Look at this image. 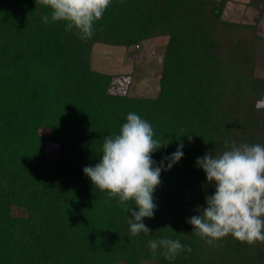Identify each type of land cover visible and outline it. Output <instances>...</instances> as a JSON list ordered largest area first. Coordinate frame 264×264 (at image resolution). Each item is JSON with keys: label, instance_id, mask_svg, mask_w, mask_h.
<instances>
[{"label": "trees", "instance_id": "trees-1", "mask_svg": "<svg viewBox=\"0 0 264 264\" xmlns=\"http://www.w3.org/2000/svg\"><path fill=\"white\" fill-rule=\"evenodd\" d=\"M227 2L112 0L81 40L63 22L43 23L49 9L35 0H0V264H264V243L209 245L186 222L215 192L197 158L226 141L264 144V38L225 20ZM249 5L264 11V0ZM158 36L167 42L155 97L121 93L119 76L91 66L95 43L130 48ZM129 112L168 143L152 154L157 165L183 142V157L161 172L154 217L143 220L149 236H130L123 207L83 172ZM47 142L57 145L51 160ZM158 237L185 251L153 257L147 242Z\"/></svg>", "mask_w": 264, "mask_h": 264}, {"label": "clouds", "instance_id": "clouds-1", "mask_svg": "<svg viewBox=\"0 0 264 264\" xmlns=\"http://www.w3.org/2000/svg\"><path fill=\"white\" fill-rule=\"evenodd\" d=\"M112 0H35L36 5L49 9L42 16L43 23L63 22L65 31L81 40L91 39L94 24L103 18ZM152 125L135 112H129L117 134L106 136L95 166L83 168L94 188L105 192L108 199H116L128 214L130 236L151 235L143 223L153 218L157 209L154 193L161 184L162 171L170 170L183 157V142L159 165L152 154L168 143L154 138ZM192 136H188L191 140ZM213 155L198 157L196 166L206 174V181L215 192L206 195V207L198 215L187 219L193 226L192 235L206 244L215 245L228 236L252 246L264 243V144L244 143ZM165 163L167 167L165 168ZM147 247L155 257L175 260L185 251L179 239L158 237L149 239Z\"/></svg>", "mask_w": 264, "mask_h": 264}, {"label": "rangeland", "instance_id": "rangeland-1", "mask_svg": "<svg viewBox=\"0 0 264 264\" xmlns=\"http://www.w3.org/2000/svg\"><path fill=\"white\" fill-rule=\"evenodd\" d=\"M250 0H228L223 18L255 26L258 35L264 38V11L249 5ZM167 42L166 36H158L142 41L135 47L93 44L91 66L103 73L119 76L117 90L130 96L155 97L159 90L162 67V52ZM264 104V94L257 100ZM57 145L46 144L47 160L57 155Z\"/></svg>", "mask_w": 264, "mask_h": 264}]
</instances>
